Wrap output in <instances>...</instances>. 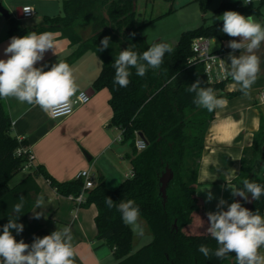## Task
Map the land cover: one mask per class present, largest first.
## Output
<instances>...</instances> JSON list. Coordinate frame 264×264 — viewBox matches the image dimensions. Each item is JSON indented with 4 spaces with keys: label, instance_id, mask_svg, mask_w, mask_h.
<instances>
[{
    "label": "trees",
    "instance_id": "trees-1",
    "mask_svg": "<svg viewBox=\"0 0 264 264\" xmlns=\"http://www.w3.org/2000/svg\"><path fill=\"white\" fill-rule=\"evenodd\" d=\"M171 2V0H166ZM138 0H67L63 3V16L46 19L37 28H24L21 22L10 19L9 34L22 37L30 32H61L64 38L78 48L63 62L72 65L88 51L94 52L103 62V69L93 88L96 92L107 89L111 95L109 104L113 111L110 127L121 130L123 144H129L132 154L128 157L132 176L117 189H109L104 178H99L96 187L85 192L86 200L80 205L88 208L95 205L98 215L95 219L97 240L113 251L115 264H234L231 258L218 259L214 255L204 257L198 251L206 245L213 251L216 241L207 233L209 221L203 201L198 197V173L205 149V139L216 110L197 107L193 103L195 93L188 87L199 80L201 86L212 88L218 98L229 99L236 94L226 93L229 78L220 83H211L203 63H190L194 57L192 45L197 38L217 39L224 43L230 37L221 29V16L225 11H236L245 17L260 16V9L240 7L237 4H223L216 10L209 24L206 18L196 29L183 32L174 51L165 53L158 70L149 68L145 76L136 75L131 69L130 83L120 87L114 83V60L120 51L134 45L133 50L143 53L150 46L139 34L137 27ZM199 4L205 16L212 0H192ZM90 28V36L83 40L79 28ZM110 37L109 47L100 50L101 40ZM176 77V79H174ZM171 81V82H169ZM4 99L0 98V234L8 223L12 208L24 197V206L18 223L24 225L22 233L12 230L17 242L31 244L41 233L51 234L41 226L40 219H34L36 200L40 194L37 178L42 177L57 191L59 196L78 197L84 192V181L60 183L40 166L33 174L15 188L11 181L24 170L28 163L26 156H16V151L27 147V142L12 135V120L4 110ZM137 134L143 135L148 143L141 152L135 147ZM251 152L248 161L243 156L239 176L233 185L243 188L245 180L264 186V117L254 144L245 149ZM167 173L172 176L163 192V180ZM110 197L114 204L121 200H133L140 209V219L146 225V233L152 242L135 251L136 236L132 227L126 225L116 207L109 209L105 204ZM245 201L236 196V201L250 211H259L264 216V195L253 200L251 194ZM15 215V214H13Z\"/></svg>",
    "mask_w": 264,
    "mask_h": 264
},
{
    "label": "crops",
    "instance_id": "crops-1",
    "mask_svg": "<svg viewBox=\"0 0 264 264\" xmlns=\"http://www.w3.org/2000/svg\"><path fill=\"white\" fill-rule=\"evenodd\" d=\"M65 1L67 0H0V6L11 12L10 19L21 22L24 28H37L44 25L48 18L63 16ZM230 3L253 10L260 9L261 15L253 18L264 21V0H251L247 5L243 0H230ZM223 4H226L224 0ZM26 6L35 9L33 23L25 24L28 20L22 17V9ZM10 19L0 13V59L8 58L4 49L12 38L9 34ZM78 31L83 40L89 38V27L79 28ZM50 33L55 38L56 52L48 50L43 60L35 65L45 71L53 64L71 57L78 48L72 45L69 39L64 38L61 32ZM232 39L234 38L230 37L224 43L217 39L211 41V48L212 43H216L213 52L219 54L221 60L228 65L231 63L228 59L230 53L239 57L242 52V50L233 52L227 46ZM235 39L239 42L240 38ZM255 54L260 58L261 71L247 96L232 87L234 82L230 77L222 78L224 71L217 66L214 69V80L210 81L220 83L230 78L231 81L227 83L225 91L236 95L226 99L225 108L216 110L205 139L201 169L198 173V197L203 201L206 213L218 210L217 203L220 198L226 200L228 205L236 201V196L231 194L227 182L230 180V185L235 187L232 183L240 174L244 150L253 146L254 136L260 129L262 116L264 117V43ZM103 66L102 60L92 51H88L70 65L79 91L86 92L90 96V102L83 106H76L73 102L72 110L68 113L52 117L38 106L21 103L15 98L10 97L3 101L4 110L12 120V135L20 141L27 142L30 152L35 157V167H44L60 183L77 180L79 173L87 169L94 175V182L104 178L109 189L112 185H121L132 176L133 168L128 159L132 152L124 149L126 146L123 140L119 141V137L123 138V132L109 126L113 117L109 104L111 95L107 89L96 92L93 88ZM74 99L75 97L73 101ZM118 131L122 133L114 139L111 138V133H119ZM85 152L92 158L91 162L87 160ZM109 153L107 157L111 166L109 169L100 170L96 164H92L94 160H100ZM126 164L131 166L130 171L122 175V167ZM31 174L32 171L24 169L11 181L10 187L15 188ZM37 179L40 187L37 198H43V208H36L35 212H43L40 218L41 226L50 232L64 226L71 228L76 252L75 264H115L113 251L97 240L99 231L95 222L98 215L96 206L82 208L76 200L59 196L42 177ZM209 190L214 198L207 202ZM223 210H227V205ZM144 229L146 231V228ZM144 234L151 237L148 233ZM45 235L48 234L41 233L38 237L42 238ZM260 251L264 253V248Z\"/></svg>",
    "mask_w": 264,
    "mask_h": 264
},
{
    "label": "clouds",
    "instance_id": "clouds-1",
    "mask_svg": "<svg viewBox=\"0 0 264 264\" xmlns=\"http://www.w3.org/2000/svg\"><path fill=\"white\" fill-rule=\"evenodd\" d=\"M243 2L247 5L251 0ZM221 20V31L234 38L227 46L233 52L242 50L239 57L229 54L230 65L221 60V68L225 76L234 82L232 87L247 96L261 71V61L255 51L264 43V21H257L253 16L245 17L236 11H225ZM235 38H240L239 42ZM110 39L106 36L101 40V51L109 47ZM133 48L134 45L120 51L114 60V83L120 87L129 85L131 69L134 68L136 75L143 77L149 68L160 69L165 53L174 51L173 46L166 42H155L143 53H137ZM50 49L56 52L55 38L50 32H30L22 37H12L4 49L8 58L0 59V98L11 97L21 103L38 106L52 117L70 112L73 97L79 102L86 101L87 96L79 91L68 63L57 62L47 71L35 66ZM187 90L195 93L193 103L209 112L223 109L227 105L226 99L218 98L212 88L202 87L199 80ZM227 185L233 196H239L245 201L249 199V193L253 200H259L264 195V186L253 181L245 180L242 189L231 186L230 180ZM213 198L209 190L207 202ZM19 201L12 208L15 215H9L8 223L3 226L0 234V264H75L74 237L69 226L57 228L42 238L36 237L31 244L23 240L17 242L12 230L15 229L17 234L24 230V225L17 222L24 206V197L20 196ZM105 204L109 209L116 207L123 222L143 234L139 224L140 209L135 201L121 200L119 204H114L110 197H106ZM225 205L227 210H223ZM36 208H43L42 197L37 198ZM217 209L216 212L207 213V233L218 247L213 251L202 244L198 251L206 258L214 255L218 259L231 258L230 254L235 253L234 264H264V253L260 251L264 248V216L259 211L253 212L243 207L238 201L228 205L223 198L218 200ZM33 213L34 219H40L43 215V212Z\"/></svg>",
    "mask_w": 264,
    "mask_h": 264
},
{
    "label": "rangeland",
    "instance_id": "rangeland-1",
    "mask_svg": "<svg viewBox=\"0 0 264 264\" xmlns=\"http://www.w3.org/2000/svg\"><path fill=\"white\" fill-rule=\"evenodd\" d=\"M138 0L137 2V27L139 28V35L143 37L147 45H151L155 42H166L175 47L179 38L183 32L193 30L202 25L203 19L206 18L209 24L216 22L213 17L217 9L222 6L223 0H212L208 12L204 16L199 4L192 3V0H171L167 2L166 0ZM34 20H28L25 24L33 23ZM86 34V33H84ZM216 43H212V52ZM111 133V138L118 137L122 132ZM118 145H120L118 143ZM126 147L124 149L128 152H132L130 145L124 144ZM110 153L100 160H94L93 165L100 170H107L111 166L108 162L107 157ZM245 155V158L249 161L251 159L252 153L249 151ZM107 159V161L105 160ZM123 174H127L130 171L131 166L126 164L123 166ZM96 169V168H95ZM98 179L95 181L97 182ZM120 186H110L111 189H117ZM139 224L141 226L143 234H139L137 230L135 232L136 236V246L135 251L141 250L142 247L148 245L152 242V238L148 237L144 228V221L139 218ZM144 226V227H143ZM147 230V229H146Z\"/></svg>",
    "mask_w": 264,
    "mask_h": 264
},
{
    "label": "built area",
    "instance_id": "built-area-1",
    "mask_svg": "<svg viewBox=\"0 0 264 264\" xmlns=\"http://www.w3.org/2000/svg\"><path fill=\"white\" fill-rule=\"evenodd\" d=\"M251 3V2H250ZM248 3V4H250ZM25 9H28L29 11H25ZM22 17L23 19L29 20L35 17V9L32 8L31 6H26L22 9ZM211 39L207 38H197L194 40L193 45H192V51H194V57L190 60V63L196 64V63H203L205 66V71L206 74L209 78V81L214 80L215 72L214 69L217 66L221 71L223 69L221 68V56L219 54H216L212 52L211 50ZM222 78H225V74L221 75ZM87 96L86 101L84 102H79L74 99V105L76 106H83L86 105L90 102V96L84 92ZM79 95V94H78ZM77 95V96H78ZM137 138L135 140V147L138 149L139 152L146 150L148 143L145 139L140 137V134L136 135ZM123 138L119 137V141H122ZM16 156H26L28 158V163L25 166V170H29L34 172L35 170V157L34 155L30 152L28 146L27 147H21L16 151ZM78 178L82 179L85 183L84 185V192L79 195L78 197H70L72 200H76V202L79 204H83L86 200V195L85 192L88 190H92L96 187V184L94 182V175L91 173L89 169L83 170L79 173Z\"/></svg>",
    "mask_w": 264,
    "mask_h": 264
},
{
    "label": "water",
    "instance_id": "water-1",
    "mask_svg": "<svg viewBox=\"0 0 264 264\" xmlns=\"http://www.w3.org/2000/svg\"><path fill=\"white\" fill-rule=\"evenodd\" d=\"M224 3L229 4L230 3V0H224ZM0 13H2L7 19H10L11 18V14H10L11 12L7 11L2 6H0ZM18 18L19 19H22V17H18ZM140 137L143 138V139H145L143 135H140ZM84 154H85L87 160L89 162H91L92 161V158L89 156V154L86 153V152ZM171 177L172 176L170 175V173H167L166 176L164 177V180H163V188H162L163 192L165 191L166 185L170 181Z\"/></svg>",
    "mask_w": 264,
    "mask_h": 264
}]
</instances>
